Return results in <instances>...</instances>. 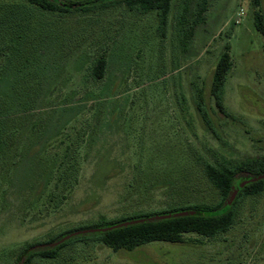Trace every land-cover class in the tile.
Listing matches in <instances>:
<instances>
[{
  "label": "rangeland",
  "instance_id": "obj_1",
  "mask_svg": "<svg viewBox=\"0 0 264 264\" xmlns=\"http://www.w3.org/2000/svg\"><path fill=\"white\" fill-rule=\"evenodd\" d=\"M3 5L0 264H18L26 244L50 248L78 227L72 236L95 233L89 224L213 207L219 195L198 158L264 155V38L250 0H210L184 54L175 27L181 0H171L162 28L155 11L124 3L89 16H57L25 0ZM225 47L229 117L210 92ZM101 56L105 74L94 80L90 67ZM92 238L69 239L57 259L32 264H264V191L242 197L234 224L214 238L190 234L131 251Z\"/></svg>",
  "mask_w": 264,
  "mask_h": 264
},
{
  "label": "trees",
  "instance_id": "obj_2",
  "mask_svg": "<svg viewBox=\"0 0 264 264\" xmlns=\"http://www.w3.org/2000/svg\"><path fill=\"white\" fill-rule=\"evenodd\" d=\"M33 7L51 13L53 15L80 14L89 16L100 9H109L124 3L129 9L137 8L142 13L155 11L159 19L160 28L164 27L171 7V0H88L84 3L60 2L59 0H25ZM182 5L176 20V36L179 41L181 53H186L192 43L194 28L204 22V14L207 11L210 0H181ZM190 1H194L193 9L190 8ZM253 9L252 22L256 32L264 38V0H250ZM1 8V7H0ZM6 5L0 9V18L3 19L9 14ZM7 12V13H6ZM12 13L13 10H12ZM224 48L211 78V96L215 106L220 113L228 116L223 103L224 84L231 70L230 56ZM106 70V60L103 56L95 59L90 67V77L100 80L104 77ZM197 97V106L201 111L202 97ZM4 110L3 103L0 102V111ZM229 117V116H228ZM198 162L202 166V173L206 180L216 189L219 200L213 207L194 205L179 210L162 212L155 215L137 216L129 219L110 220L104 222L101 227L84 226L85 228L96 229L95 233L87 235L72 236L74 233L82 231L83 227H78L69 231L65 235L70 238L59 242L60 238H55L50 242H59L50 248L40 249L37 244H26L23 251L16 258L18 264H32L34 257L43 259H57L60 251L64 248L69 239L79 242H87L92 236L94 243H100L112 250L131 251L139 246L151 242H168L172 244L183 243L184 236L197 234L199 236L214 238L219 234L226 233L234 224L236 217V205L245 196H254L264 191V179L251 181L264 175V155L255 158L227 159L222 158L219 162L210 163L204 157H199ZM249 180L243 187L241 185ZM237 190L236 197L230 206H225L229 194ZM188 212L185 216L167 217L164 219L149 221L145 220L135 224L123 226L129 221L148 219L150 217L173 215L175 213ZM98 229V230H97ZM81 234V233H79Z\"/></svg>",
  "mask_w": 264,
  "mask_h": 264
},
{
  "label": "water",
  "instance_id": "obj_3",
  "mask_svg": "<svg viewBox=\"0 0 264 264\" xmlns=\"http://www.w3.org/2000/svg\"><path fill=\"white\" fill-rule=\"evenodd\" d=\"M258 179H264V175L260 176L259 178H256V179H252L251 181H256ZM249 180H247L245 183H243L241 185V187H243L246 183H248ZM236 194H237V190L234 191V192H231L228 196V198L226 199V202H225V206H230L231 203L234 201L235 197H236ZM188 212H181V213H175L173 215H162V216H155V217H150L148 219H141V220H135V221H129V222H125L123 223L122 225L123 226H127V225H131V224H135V223H138V222H142V221H145V220H149V221H154V220H159V219H164V218H167V217H177V216H185L187 215Z\"/></svg>",
  "mask_w": 264,
  "mask_h": 264
},
{
  "label": "flooded vegetation",
  "instance_id": "obj_4",
  "mask_svg": "<svg viewBox=\"0 0 264 264\" xmlns=\"http://www.w3.org/2000/svg\"><path fill=\"white\" fill-rule=\"evenodd\" d=\"M53 1V0H51ZM60 2H63V3H66V2H72V3H77V4H80V3H84L88 0H59Z\"/></svg>",
  "mask_w": 264,
  "mask_h": 264
}]
</instances>
